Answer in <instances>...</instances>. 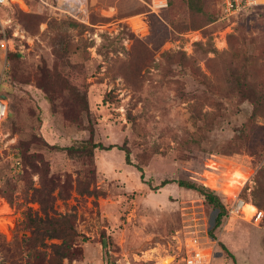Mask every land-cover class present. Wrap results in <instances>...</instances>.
Returning a JSON list of instances; mask_svg holds the SVG:
<instances>
[{
  "label": "rangeland",
  "instance_id": "rangeland-1",
  "mask_svg": "<svg viewBox=\"0 0 264 264\" xmlns=\"http://www.w3.org/2000/svg\"><path fill=\"white\" fill-rule=\"evenodd\" d=\"M60 1L0 8V93L13 114L0 135V264H48L47 246L27 249L28 213L71 216L77 248L105 264H181L194 232L216 241L213 264L240 262L264 242V219L225 215L215 228L200 194L159 185L194 182L264 212V103L247 99L264 96V3L229 14L220 0L198 13L76 0L74 19Z\"/></svg>",
  "mask_w": 264,
  "mask_h": 264
},
{
  "label": "trees",
  "instance_id": "trees-1",
  "mask_svg": "<svg viewBox=\"0 0 264 264\" xmlns=\"http://www.w3.org/2000/svg\"><path fill=\"white\" fill-rule=\"evenodd\" d=\"M134 3H137L135 0H131ZM169 8H175L179 6V1L184 3L188 10L192 13H198L201 11V0H167ZM181 6V4H180ZM132 10V8H131ZM132 12V11H131ZM14 57H17L14 55ZM236 85H241V82L236 79L234 82ZM240 91L242 90V85L237 87ZM253 104L254 108L259 110V107L264 103V96L262 94L250 95V98H247ZM8 119V117H7ZM93 148L109 150L113 148V145L104 147L102 144H93ZM84 150H89L87 147H83ZM126 152V160H128V152ZM16 159L22 163L21 156L19 153L15 155ZM22 165V164H21ZM169 183H176L179 187L185 188L187 190H193L200 194L208 204L212 206L216 213L214 219L215 228L218 227L223 217L227 216L228 208L233 204L237 195H234L232 200L222 202L220 198L207 186H203L194 182L177 180L169 181L164 180L160 183L159 187H164ZM232 196V195H231ZM253 204V202H251ZM258 208L255 204H253ZM259 209V208H258ZM24 226L30 233L28 237L27 249L33 250L38 246H47L51 251V258L48 261V264H69L72 262L79 261L83 258V250H80L76 246V238L78 237L77 231L74 226V221L71 216L68 215H59L57 217L49 216L45 213L44 217H39L37 215H31L30 213L26 214L24 220ZM51 240H61L59 244H50L47 245L46 241ZM81 257V259H80ZM66 260V263L63 262ZM56 262V263H54Z\"/></svg>",
  "mask_w": 264,
  "mask_h": 264
},
{
  "label": "built area",
  "instance_id": "built-area-1",
  "mask_svg": "<svg viewBox=\"0 0 264 264\" xmlns=\"http://www.w3.org/2000/svg\"><path fill=\"white\" fill-rule=\"evenodd\" d=\"M147 4L152 11L167 6V0H140ZM223 11L229 14L246 11L254 6L264 3V0H220ZM7 0H0V8H5ZM58 10L68 17L78 18L81 14L80 5L76 0H61ZM3 29L0 32L3 33ZM8 50V40L5 37L0 38V51L6 58ZM8 117V99L5 95L0 93V135L2 134V127ZM15 166H20V162L15 158ZM253 207V210L248 213L245 207ZM242 217L244 220L252 224H259L264 219V212L251 202H246L240 197H236L233 204L227 210V218ZM199 233H192L186 236L180 243V249L183 250L181 264H213L216 255V241L206 235L203 239L198 235Z\"/></svg>",
  "mask_w": 264,
  "mask_h": 264
},
{
  "label": "crops",
  "instance_id": "crops-1",
  "mask_svg": "<svg viewBox=\"0 0 264 264\" xmlns=\"http://www.w3.org/2000/svg\"><path fill=\"white\" fill-rule=\"evenodd\" d=\"M250 250H249V254L247 253L244 254L242 252V259L239 262V259L237 258V264H264V242L261 241L260 237H258L257 240L254 241V245ZM217 253L218 252H216L215 258H217ZM73 264H105V263L100 259L99 252L95 248H93V250L83 249V258L79 261L74 262Z\"/></svg>",
  "mask_w": 264,
  "mask_h": 264
},
{
  "label": "bare ground",
  "instance_id": "bare-ground-1",
  "mask_svg": "<svg viewBox=\"0 0 264 264\" xmlns=\"http://www.w3.org/2000/svg\"><path fill=\"white\" fill-rule=\"evenodd\" d=\"M9 3V0H7V4ZM254 206V205H253ZM245 210L248 212V213H250L252 210H253V207H248V206H246L245 207ZM172 261V258H170V257H166V258H164L161 262H160V264H168V263H170Z\"/></svg>",
  "mask_w": 264,
  "mask_h": 264
},
{
  "label": "water",
  "instance_id": "water-1",
  "mask_svg": "<svg viewBox=\"0 0 264 264\" xmlns=\"http://www.w3.org/2000/svg\"><path fill=\"white\" fill-rule=\"evenodd\" d=\"M13 114L10 112V113H8V117H11Z\"/></svg>",
  "mask_w": 264,
  "mask_h": 264
}]
</instances>
